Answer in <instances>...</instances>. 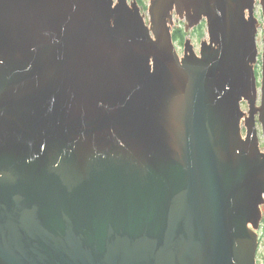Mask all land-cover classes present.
Segmentation results:
<instances>
[{
	"label": "water",
	"instance_id": "95a60500",
	"mask_svg": "<svg viewBox=\"0 0 264 264\" xmlns=\"http://www.w3.org/2000/svg\"><path fill=\"white\" fill-rule=\"evenodd\" d=\"M258 2L0 0V264H257Z\"/></svg>",
	"mask_w": 264,
	"mask_h": 264
},
{
	"label": "rangeland",
	"instance_id": "374dc122",
	"mask_svg": "<svg viewBox=\"0 0 264 264\" xmlns=\"http://www.w3.org/2000/svg\"><path fill=\"white\" fill-rule=\"evenodd\" d=\"M147 5L149 3V0H146L145 2ZM256 15L259 17L260 19V22L261 19H262V12H261V7L260 5L257 3L256 5ZM146 21L149 22V15L146 16ZM178 26H184L183 25V22H180V23H177V27ZM202 28H199L198 30H194L192 31L190 34H189V37L192 38V44L194 45V50L196 51V53H199V49H200V44H201V40L202 39H208L207 37V27L206 25L203 26V30H204V33L205 35L203 34L202 37H199V32H201ZM257 45H258V48H259V55H258V63L256 64V73H257V78H258V86H260V83H261V60H262V49H263V36H262V29L259 28V32H258V35H257ZM176 46L178 48V51L180 53V55H182L183 53V44H180V43H176ZM258 103L260 101V89H258ZM242 109L243 110H247L248 109V106L247 104L243 103L242 104ZM258 126V133H259V137H260V140L261 142L263 141L262 140V135H261V128H260V125L257 124ZM263 209V216H264V206L262 207ZM263 225H264V219H263ZM263 237H264V234H263ZM257 258H258V264H264V238L261 240V243H260V246H259V249H258V252H257Z\"/></svg>",
	"mask_w": 264,
	"mask_h": 264
},
{
	"label": "trees",
	"instance_id": "16d2710c",
	"mask_svg": "<svg viewBox=\"0 0 264 264\" xmlns=\"http://www.w3.org/2000/svg\"><path fill=\"white\" fill-rule=\"evenodd\" d=\"M203 26H201L202 30L200 33H202L204 30H203ZM187 33L184 31V28L183 27H177L175 30H174V33H173V37H174V40L180 44H183L184 43V40H185V37H186Z\"/></svg>",
	"mask_w": 264,
	"mask_h": 264
},
{
	"label": "flooded vegetation",
	"instance_id": "af4514ba",
	"mask_svg": "<svg viewBox=\"0 0 264 264\" xmlns=\"http://www.w3.org/2000/svg\"><path fill=\"white\" fill-rule=\"evenodd\" d=\"M129 1H130V2H134V1L137 2L141 10L144 9V4H145V2H146V0H129ZM244 132H245V131H244Z\"/></svg>",
	"mask_w": 264,
	"mask_h": 264
}]
</instances>
